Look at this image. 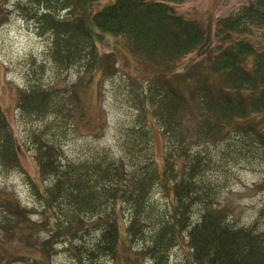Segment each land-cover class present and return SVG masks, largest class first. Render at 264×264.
Listing matches in <instances>:
<instances>
[{
    "label": "trees",
    "instance_id": "16d2710c",
    "mask_svg": "<svg viewBox=\"0 0 264 264\" xmlns=\"http://www.w3.org/2000/svg\"><path fill=\"white\" fill-rule=\"evenodd\" d=\"M186 1L114 0L97 10L99 0H36L42 13L38 17L37 13L32 14V18L37 19L43 32L54 37L51 56L54 62L62 66L84 63L89 82L100 77L97 84L101 88L105 79L102 75L107 78L109 60L114 56L100 47L106 38H125L135 54L142 53L143 56L138 55L152 67H160V71L191 53L204 54L205 58L200 77L193 76L190 69L171 77L161 73L155 85L147 86L145 98L149 105L141 120L149 113L163 129L169 147L161 164L155 159L151 129L145 124L127 137V143L135 145V150L129 154L136 155V169L133 165L127 166L128 162L116 167L108 164L104 170L89 171V174L70 169L59 162L56 145L36 138L35 161L41 183L31 184L35 195L44 203L46 214L53 213L54 218L41 223L31 221L26 209L1 198L4 211L0 230L7 238L16 235L20 228L22 235L24 231L29 233L24 244L27 246L33 240L31 244L35 245L41 241L33 238L34 232L44 229L51 233V239L42 242L46 243L45 248L57 240L68 245L71 255H110L113 258L126 255L127 248L145 235L149 217L146 205L151 197V191L146 190L148 183L152 190L158 180L164 187L174 180L173 215L149 237L152 246L147 252L150 255L160 258L158 255L169 251L187 230L188 246L197 264H264V231L237 228L229 221L226 208L217 199L216 186L206 175L211 169L210 162L202 158L201 164L199 153L189 167L179 160L181 155H190L192 147L197 146H191L194 134L206 146V141L220 135L224 123L236 120L240 123L264 112V46L258 47L246 37L252 27L261 30L264 27V0H255L236 14L217 20V34L222 36L218 44H214L210 27L176 11L174 5ZM7 17L6 8L0 5V30L8 21ZM84 84L81 79L76 83V104H79V93L85 90ZM190 98L200 104L199 110L204 111L202 116L191 113ZM20 108L43 115L48 111L61 112L64 104L53 103L46 90L35 87L23 92ZM10 127L0 98V166L5 169L15 167L20 161ZM258 138L264 143V135ZM143 145L148 152L154 151L147 163L140 157L141 153L149 154L141 151ZM51 177L52 185L45 188L44 181ZM100 180L103 183L98 188L94 181ZM197 204L202 209L199 222L194 223L191 218ZM118 205L121 207L115 211ZM57 209L64 215L62 219ZM126 210L127 223L124 222ZM261 216L264 220V209ZM90 230L96 236L88 245L75 244L81 233ZM67 236L70 237L66 241Z\"/></svg>",
    "mask_w": 264,
    "mask_h": 264
},
{
    "label": "rangeland",
    "instance_id": "374dc122",
    "mask_svg": "<svg viewBox=\"0 0 264 264\" xmlns=\"http://www.w3.org/2000/svg\"><path fill=\"white\" fill-rule=\"evenodd\" d=\"M113 1L99 0L96 9L100 10ZM254 1L187 0L175 4L174 8L188 19L198 20L210 27L214 44H218L222 36L217 34V20L236 14ZM36 3V0H0L9 17L0 30V98L20 156L15 167L5 169L0 166V199L16 202L28 211L31 221L41 223L52 220L54 215L46 214L44 203L35 195L31 184L41 183L35 161L36 138L56 145L59 162L70 169L89 174V171L104 170L108 164L116 167L125 162L136 169V155L129 154V151L135 150V145L127 143V137L135 128L145 124L151 129V147L155 150L157 163L161 164L169 147L163 137V129L149 113L144 121L141 120L149 105L145 98L147 86L155 85L161 73L171 77L190 69L193 76L200 77L205 55L191 53L174 66L170 62L164 71H160V67H152L138 55L143 56L142 53L135 54L125 38H106L100 47L103 52L111 51L114 56L109 60L107 78L101 74L105 78L101 88L97 84L100 77L95 82H89L90 75L84 63L62 66L54 62L51 57L54 37L49 32H43L37 19L32 18V14L37 13L38 17L42 13V8ZM31 8L37 11L32 12ZM250 32L246 37L256 46H264V27L262 30L252 27ZM145 51L151 53L150 49L145 48ZM80 79L86 86L84 92L79 93V104H76L74 90ZM35 87L46 90L53 103H63L62 111L37 115L20 108L23 92L32 91ZM188 91L191 93L192 89ZM188 102V105L192 104V114L203 115L204 111L201 113L196 99L190 98ZM256 133L264 135V112L240 123L237 120L224 123L220 135L215 140L206 141V146L194 134L191 146H197L192 147L190 155H181L179 160L189 167L193 165L191 161L198 159L199 153L201 164L202 158L210 162L211 169L206 175L216 186L217 199L226 208L229 221L237 228L253 227L263 232L264 143L260 142ZM187 140L190 142L189 138ZM143 146L141 151L149 154L141 153L140 157L147 163L150 161L148 156L151 158L154 151L148 152ZM173 182L168 181V186L164 187L158 180L152 190L148 183L146 190L151 191V197L146 205L149 217L145 235L127 248L126 255H117L116 258L110 255H71L67 251L68 245L57 240L45 248L46 243L42 242L51 239V233L44 229L34 232L33 238H38L41 243L34 245L31 244L34 241L30 240L26 246L25 236L29 233L24 231L22 235L19 228L16 235H9V238L0 230V264H197L188 246L187 230L169 251L158 255L160 258L147 252L152 246L149 237L173 215ZM52 183L53 177L46 179L44 187L49 188ZM94 183L101 188L103 181ZM120 207L118 205L115 211ZM201 209L199 204L194 207L191 222L192 219L194 223L199 222ZM3 211L0 205V219ZM125 214L124 222L127 223L128 210ZM58 215L61 219L64 216L59 210ZM95 236L92 230L84 231L75 244L88 245Z\"/></svg>",
    "mask_w": 264,
    "mask_h": 264
}]
</instances>
